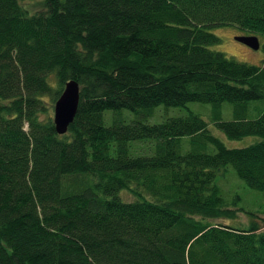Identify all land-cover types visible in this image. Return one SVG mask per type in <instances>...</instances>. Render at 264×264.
<instances>
[{"label":"trees","instance_id":"obj_1","mask_svg":"<svg viewBox=\"0 0 264 264\" xmlns=\"http://www.w3.org/2000/svg\"><path fill=\"white\" fill-rule=\"evenodd\" d=\"M227 26L264 37V0H0V264H264V67L211 49ZM191 103L257 140L227 147ZM160 108L187 115L149 123ZM228 169L256 211L220 184ZM236 209L249 224L226 223Z\"/></svg>","mask_w":264,"mask_h":264},{"label":"rangeland","instance_id":"obj_2","mask_svg":"<svg viewBox=\"0 0 264 264\" xmlns=\"http://www.w3.org/2000/svg\"><path fill=\"white\" fill-rule=\"evenodd\" d=\"M23 5L30 8L32 11H37L41 5L42 0H23ZM210 33L215 34L221 40V42L217 45L211 47L212 50L221 52L225 54L228 58H232L238 62L247 63L254 66L264 67V37H260V48L255 50L248 45H245L239 41H237V37L246 36L248 37V33L242 31L241 29L233 26L227 27H218L209 30ZM188 110L200 115L209 125V130L219 137L224 144L229 148H244L251 144H253L257 138L256 137H247L242 140H230L223 133L217 130L216 125L213 121V109L209 104H199V103H191L188 105ZM223 119L231 120L232 119V107L230 104L225 103L222 108ZM52 115L54 116V110L52 111ZM124 118L127 122L131 121L135 118V115L130 112H125ZM187 115V109H175L172 108L170 110H165L164 108H160L154 114L153 117L149 119V123H161L167 117H176V116H184ZM254 119V118H253ZM110 123V120H108ZM228 172L221 173V182L220 184L223 186L225 191L230 196H235L236 194L240 195L242 199L238 201L240 207H244L247 210L256 211L258 206L262 203L261 193L255 192L247 188L241 181H239L235 176H233L230 172L231 169H228ZM235 208V207H234ZM237 214V219L228 220L226 223L231 225H247L251 221V217L238 209L235 210Z\"/></svg>","mask_w":264,"mask_h":264},{"label":"water","instance_id":"obj_3","mask_svg":"<svg viewBox=\"0 0 264 264\" xmlns=\"http://www.w3.org/2000/svg\"><path fill=\"white\" fill-rule=\"evenodd\" d=\"M237 41L258 50L260 41L254 36L237 37ZM80 103V85L77 81L71 80L65 84L64 90L54 105L53 122L56 132L65 135L69 127L75 121Z\"/></svg>","mask_w":264,"mask_h":264}]
</instances>
